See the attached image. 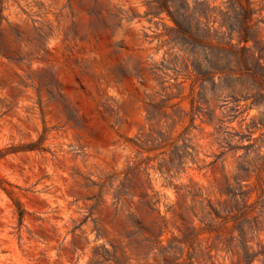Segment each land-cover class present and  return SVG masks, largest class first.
<instances>
[{
    "label": "rangeland",
    "instance_id": "obj_1",
    "mask_svg": "<svg viewBox=\"0 0 264 264\" xmlns=\"http://www.w3.org/2000/svg\"><path fill=\"white\" fill-rule=\"evenodd\" d=\"M174 2L0 0V264H264V0Z\"/></svg>",
    "mask_w": 264,
    "mask_h": 264
},
{
    "label": "trees",
    "instance_id": "obj_2",
    "mask_svg": "<svg viewBox=\"0 0 264 264\" xmlns=\"http://www.w3.org/2000/svg\"><path fill=\"white\" fill-rule=\"evenodd\" d=\"M174 1H177V0H155L157 5L152 6V8H154L155 11L157 10L159 13L165 12L166 15L170 18V20L174 23V25H175L174 30H176L177 32H183V24L179 20L178 7L175 6ZM195 3L197 6H200V7L206 6V8L208 9L209 12L212 11V9L208 8V0H195ZM213 9H215V8H213ZM209 19H210V17H208V20ZM196 22H199V21L197 20ZM198 24H197V26H198ZM198 29H200V28H198ZM206 30L208 31L210 29L207 28ZM216 32L217 31H215V33ZM2 189L7 191V189H5L4 187H2ZM7 193H8V195L11 194L9 191H7ZM231 193H233V192H231ZM233 196H235V194H233Z\"/></svg>",
    "mask_w": 264,
    "mask_h": 264
}]
</instances>
